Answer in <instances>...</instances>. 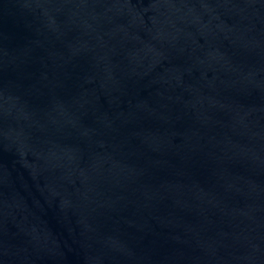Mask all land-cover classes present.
Returning a JSON list of instances; mask_svg holds the SVG:
<instances>
[{"label":"water","instance_id":"water-1","mask_svg":"<svg viewBox=\"0 0 264 264\" xmlns=\"http://www.w3.org/2000/svg\"><path fill=\"white\" fill-rule=\"evenodd\" d=\"M0 264H264V0H0Z\"/></svg>","mask_w":264,"mask_h":264}]
</instances>
